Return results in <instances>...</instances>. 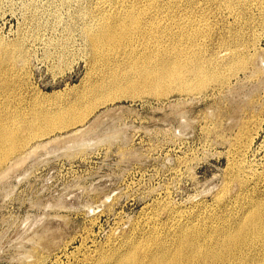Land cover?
<instances>
[{
    "label": "rangeland",
    "instance_id": "obj_1",
    "mask_svg": "<svg viewBox=\"0 0 264 264\" xmlns=\"http://www.w3.org/2000/svg\"><path fill=\"white\" fill-rule=\"evenodd\" d=\"M118 5L0 0V111L22 112L28 141L0 166V264H103L148 232L225 225L264 193V0H158L155 51L93 53L87 33ZM178 45L219 78L167 79Z\"/></svg>",
    "mask_w": 264,
    "mask_h": 264
},
{
    "label": "bare ground",
    "instance_id": "obj_2",
    "mask_svg": "<svg viewBox=\"0 0 264 264\" xmlns=\"http://www.w3.org/2000/svg\"><path fill=\"white\" fill-rule=\"evenodd\" d=\"M115 1H119V5L115 7L114 12L104 13L99 18L98 28L87 33L92 52L101 54L109 47H133L135 42L151 47L149 51H155L160 44L158 42L161 36L158 30L162 31L160 26L161 22L167 19L165 17L167 11L157 6L158 0H130L126 5L124 0ZM124 41L128 42L123 43ZM193 51L186 50L180 45L169 51L172 54L164 63V76L173 79L176 74L179 80L185 82L184 73H191L194 77V88H203L207 81L203 78L205 75L210 73L214 79H218L219 74L216 69L202 65ZM231 54L234 58L238 56L235 60L240 64L245 61L240 54L236 52ZM221 55L224 56L225 53ZM177 65L180 67L177 68ZM9 81L5 69H0V91L6 92L8 88L11 89V81L10 83ZM150 83L154 87L160 85L156 78ZM187 88L189 87L183 89ZM5 108L7 109L0 111V166L11 154L13 155L28 142L25 137L19 136V129L13 125L15 119L23 121L22 112L16 111V107L8 102L5 103ZM21 129L27 130L30 136L42 133V129L28 121L23 122ZM237 183L239 188L245 186L243 183ZM262 184L264 186L263 180ZM148 233L146 235H151L149 238L130 239L126 242L125 250L106 254L101 262L103 264H264V250H241L256 243H264V193L257 195V198L249 197L246 205L241 207L225 225L210 230L193 227L189 232L175 231L170 234L172 238L169 240ZM241 261L246 263H240Z\"/></svg>",
    "mask_w": 264,
    "mask_h": 264
}]
</instances>
